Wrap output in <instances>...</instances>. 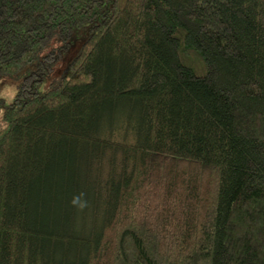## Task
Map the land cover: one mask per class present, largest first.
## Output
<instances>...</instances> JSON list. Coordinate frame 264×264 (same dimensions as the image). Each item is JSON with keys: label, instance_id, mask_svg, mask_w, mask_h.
<instances>
[{"label": "trees", "instance_id": "trees-1", "mask_svg": "<svg viewBox=\"0 0 264 264\" xmlns=\"http://www.w3.org/2000/svg\"><path fill=\"white\" fill-rule=\"evenodd\" d=\"M35 62L0 264H264V0H0V78Z\"/></svg>", "mask_w": 264, "mask_h": 264}, {"label": "rangeland", "instance_id": "rangeland-1", "mask_svg": "<svg viewBox=\"0 0 264 264\" xmlns=\"http://www.w3.org/2000/svg\"><path fill=\"white\" fill-rule=\"evenodd\" d=\"M82 38L74 39V43L71 46L68 53L65 55L61 63L57 66L53 74L40 86V91H46L49 84L54 82L59 75L63 72L67 64L76 56L80 45L82 43ZM53 44L51 47H55ZM36 62L27 66L18 76L12 78H0V119L2 117L5 105L12 102L15 93L17 91V86L21 82L22 78L35 68Z\"/></svg>", "mask_w": 264, "mask_h": 264}, {"label": "clouds", "instance_id": "clouds-1", "mask_svg": "<svg viewBox=\"0 0 264 264\" xmlns=\"http://www.w3.org/2000/svg\"><path fill=\"white\" fill-rule=\"evenodd\" d=\"M82 196L83 194H81L80 196H76L71 201L72 205L80 211H83L88 206L87 201L81 198Z\"/></svg>", "mask_w": 264, "mask_h": 264}]
</instances>
